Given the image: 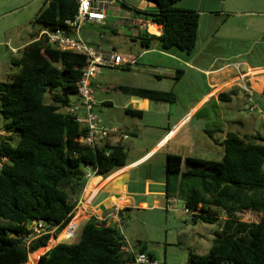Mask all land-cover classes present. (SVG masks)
Returning a JSON list of instances; mask_svg holds the SVG:
<instances>
[{
  "label": "trees",
  "instance_id": "obj_1",
  "mask_svg": "<svg viewBox=\"0 0 264 264\" xmlns=\"http://www.w3.org/2000/svg\"><path fill=\"white\" fill-rule=\"evenodd\" d=\"M148 1L154 3L153 10L119 0L122 7L160 25L158 36L147 32L137 36L140 46L149 49L158 41L163 50L175 48L190 53L197 40L199 13L178 8L180 0ZM77 5L76 0H44L32 23L41 30H54L75 14ZM38 33L30 34L32 41L22 48L19 59H13L20 70L9 81L0 82V115L8 133L0 141V159L5 158L0 162V264H27L30 253L34 252V259L36 250L51 237L49 245L57 241V234L74 216L88 180L86 168H96L95 175L106 177L126 165L122 144L106 141L90 148L78 140L84 128L62 111L77 102L70 96H76L85 56L56 50ZM181 73L177 72V78ZM46 95L49 102L45 101ZM134 95L167 102L175 99L172 91L152 89H141ZM228 97L225 93L219 95L220 99ZM125 112L135 116L142 113L131 108ZM220 145L223 156L217 161L165 156L166 198L176 192L170 185L171 178L192 180L183 196L192 223L216 222L219 215L214 209L233 215L223 220L207 254L189 251L188 260L190 264H264V137L229 134ZM124 210L118 211L119 217ZM249 211L260 213V218L256 222L234 218L237 213ZM38 220L54 227V232L26 243L29 225ZM125 244L114 224L91 216L81 226L76 242H60L34 263L130 264L133 257L121 251ZM137 252L154 257L144 245Z\"/></svg>",
  "mask_w": 264,
  "mask_h": 264
},
{
  "label": "rangeland",
  "instance_id": "obj_2",
  "mask_svg": "<svg viewBox=\"0 0 264 264\" xmlns=\"http://www.w3.org/2000/svg\"><path fill=\"white\" fill-rule=\"evenodd\" d=\"M43 1L0 0V82L9 81L12 74L20 70V67L13 64V59L20 58L21 50L12 53V48L30 40L31 33H38L41 30V27L33 24L32 20L43 6ZM176 6L204 12L211 10L225 11L226 14L223 18H226L229 29L235 27L233 24L237 23L239 18H248L238 17L239 15L235 11L239 7L237 6V0H181ZM204 12H198L201 14V19L200 36L197 44L200 46V50L204 51V54H201L203 57L200 56L198 61H204L206 63L215 59V62L218 64L221 63V58L231 56L232 53L237 51L239 45L230 42V40L221 41L219 37H215L214 41L209 43L210 38L206 40L207 36L203 35L206 25V13ZM123 14L124 11L118 13L120 15L119 17ZM108 36V42L120 53H128L130 51L136 53L138 50L141 51L140 45L132 41L130 33L128 32H120L116 35L109 34ZM130 47L132 50H130ZM242 59L258 60L260 58L254 57L252 54L245 58H229V60ZM262 61L264 62V59ZM156 73L159 72L102 67L100 73L91 80L94 97L98 104L93 110L97 118L103 121L106 127H116L122 130L134 129L136 131V135L130 136L124 143L129 160L143 153L149 147L151 139L158 136L159 129L156 127H160L159 125L163 117H159L153 111L151 113H144L142 117L130 115L125 112V108L128 105L124 107L123 102L128 96H135L134 94L141 89H153V87H157V89H170L169 84H165L167 82L166 80H158L159 77H157ZM192 80L193 88L189 90L188 95L183 97L184 101L181 99V103L177 105V110L181 108L183 110L186 106L185 103L189 99L197 96L199 91L204 88L202 78L189 74L184 76L179 84H183L182 88L185 90L184 84L186 82L190 83ZM229 95V99H221L219 102L222 117L229 121V133L234 135L260 134V136L264 137V94L258 95L252 93V101H248L247 94L242 89ZM70 99L71 101H75L76 96L72 95ZM103 100L109 101L110 104H100ZM45 101H50L48 95H46ZM159 104L161 103L158 101L157 105L159 106ZM167 105L165 104V106ZM252 105L254 107L251 112L248 108ZM205 108L210 114H214L217 111L212 102L207 104ZM62 111L65 110L62 109ZM4 122V119L0 115V141L8 135L3 129ZM133 123H137L138 126H134ZM192 124H195V122L193 121ZM191 133L192 131L190 129H185L181 133L180 140L184 144L183 150H180L181 148L176 149L174 146L178 142V139L171 142L164 150L182 153V155H186L188 152L190 155L203 159L221 160L220 152L205 149L200 146L197 143L199 142L198 140L191 139L188 136ZM13 137L14 140L18 138L16 134H13ZM199 137L205 138L201 134ZM159 159L160 155H156L147 163L134 169L131 173L130 180L128 178L119 179L113 183L117 187L119 183L127 184V187L130 189L134 188L141 191L143 189V180L139 179V177L152 173L155 184H149V187L153 192L162 193V197H158V204L154 207L147 209L134 208L123 211V220L119 231L125 240L128 241L129 245L131 244L133 246V250L137 251L141 245H145L152 252L157 264H190L188 260L189 251L197 255H206L212 239L221 231L223 220L233 215H229L223 210L214 209L219 215L216 222L192 223L191 213L186 211L184 207L170 206L167 204L164 197L165 187L161 184L162 171L159 167ZM137 177L139 181L135 180ZM191 184L192 180L190 179L182 181L179 177L171 178L170 185L174 186L176 191L172 196L183 198L187 194ZM102 197L103 195L100 196V199ZM76 205L78 206L79 202ZM77 206L75 207L77 210L76 214L74 213L75 216H73L65 228L55 237L57 241L49 245L50 239H53L51 237L44 247L36 250L37 254L34 259L31 257L34 252L30 253L27 264H35L42 254L60 242L74 243L78 240L80 229L83 225L82 223L88 220L89 214L86 213L81 218L79 216L80 208L77 209ZM260 216V213L249 211L240 214L237 213L234 215V218H239L241 221L246 222H256ZM43 248L44 250L39 254Z\"/></svg>",
  "mask_w": 264,
  "mask_h": 264
},
{
  "label": "crops",
  "instance_id": "obj_3",
  "mask_svg": "<svg viewBox=\"0 0 264 264\" xmlns=\"http://www.w3.org/2000/svg\"><path fill=\"white\" fill-rule=\"evenodd\" d=\"M121 1L142 10H153L155 7V5L148 0ZM250 1L237 0V6L239 7H237L235 11L237 15H239L238 17L248 18H239L238 22L233 24L235 27L231 29L228 28L226 18H223L226 14L225 11H197L206 13V25L203 35L207 36L206 40L210 38L209 43L214 41L215 37H219L221 41L230 40V42L239 45L237 51L232 53L231 56L221 58V63L217 64L215 59L206 63H204V61H198L200 56L203 57L201 54H204V51L200 50V46L197 44L200 36L201 14H199L196 44L190 53H185L175 48L163 50L158 41H154L149 49L140 46L141 51L138 50L136 53H132L131 51L123 53L136 57L135 65L125 67V69H134L137 71L146 70L148 72L158 71L159 73H156L157 77H159L158 80H166L167 82H165V84H169L170 89H157V87H153L152 90L172 91L175 94V99L172 102H167L137 96H128L125 98L123 106L125 107L128 105L125 109L131 108L140 110L142 112L140 117H142L144 113H151L152 111L159 115V117H163L159 125L160 127H156L159 129L158 136L151 139L149 147L139 156L132 160H129L127 156L126 165L124 167L117 169L106 177L94 175L88 178L77 200L79 205L76 206L77 209L80 208V217L88 213L89 218L94 216L98 219L105 220L107 224H114L119 230L123 217H119L118 212L115 216L104 219L107 214L113 212L112 207L116 206L117 211H121L124 208H126V210H131L134 208L147 209L156 206L158 204V197H162V193L151 191L152 189L149 187V184H155L152 173L139 177V179L143 180V189L141 191L134 188L130 189L127 187V184L124 185L123 183H119L117 187L116 184L113 185V183L119 179L128 178V180H130L131 173L134 169L147 163L156 155H160L159 167L162 171L161 184L165 187L166 174L164 162L167 154H177L182 157H196L190 155L188 152L186 155H182V153L164 150L171 142L177 139L178 142H176L174 146L176 149L181 148L180 150H183L184 144L180 138L182 131L185 129H190L192 131L190 135L188 134L191 139L198 140L199 142H196L205 149L220 152V158H222L223 147L220 145V142L230 133L228 131L229 121L222 117L220 111L219 102L221 99L219 95L222 93L230 94L231 91H233L232 94H234L239 89H242L241 84L243 83L249 86L253 94H264V62H261V60L264 59V0H254L255 2L253 0ZM177 7L188 9L181 6ZM121 11H124V14L119 17L120 15H118V13ZM101 13L104 18L103 24L96 21H87L79 30L80 38L94 48L107 52H118L114 49V46L108 42L109 34L116 35L120 32H128L130 33L132 41L139 44L137 40L139 34L147 32L148 34L158 36L161 33L160 25L151 24L145 16L136 14L122 7L119 0H104ZM31 41L30 38V40L23 44L13 47L12 53L22 50V48ZM130 50H132L131 47ZM251 54L260 59L229 60V58L233 57L245 58ZM178 71H182V73L179 74V78H177ZM187 74L202 78L204 88L199 91L197 96L189 99L188 102L185 103L186 106L183 110L182 108L177 110V105L181 103V99L184 101L183 97L188 95L189 90L193 88V80L190 83L186 82L184 84L185 90L182 88L183 84H179L182 78ZM229 98L230 97L225 98V100ZM158 101L161 103L159 106L157 105ZM211 102L217 110L214 114H210L205 108L207 104ZM100 104H110V102L103 100ZM165 104L168 105L165 106ZM153 108L155 109L152 110ZM193 121L195 124H192ZM101 123L105 126L103 121H101ZM133 124L134 126H138L137 123ZM106 128L114 129L127 136L115 142L123 146L130 136L136 135L134 129L122 130L116 127ZM207 131L210 132V135ZM200 134L202 136L204 135L205 138L199 137ZM139 179L138 177L137 179L135 178V180L138 181ZM101 195H103V197L100 199ZM165 199L170 206L184 207L185 205V201L181 197L171 196L168 198L165 197ZM75 210L74 213L76 214L77 210ZM125 242L133 249V246H131V244L129 245L127 240H125ZM147 251L150 250L147 249Z\"/></svg>",
  "mask_w": 264,
  "mask_h": 264
},
{
  "label": "built area",
  "instance_id": "obj_4",
  "mask_svg": "<svg viewBox=\"0 0 264 264\" xmlns=\"http://www.w3.org/2000/svg\"><path fill=\"white\" fill-rule=\"evenodd\" d=\"M76 1L78 5L75 14L71 18L65 19L63 26L57 27L54 30H40L38 37L45 36L48 44L56 50L71 51L85 56V64L81 69V76L77 82V102L66 106L64 110L71 114L74 117V120L84 128V134L81 135L78 140L90 148H96L103 142L108 141L113 144L127 136L114 129H108L103 126L101 120L97 118L96 114L93 112L94 107L97 104L91 80L100 72L102 67L125 68L134 66L136 63V57L115 51H103L90 46L81 39L79 36V30L85 22L96 21L101 24L104 23V18L101 13L104 0ZM241 88L246 92L248 101H252V90L249 86L246 83H243L241 84ZM253 107L254 106L252 105L248 109L252 112ZM0 160L3 161L5 158H1ZM96 171V168H86L87 178L94 176ZM112 208L113 212L107 214L104 219L107 217H113L118 212L116 206ZM54 230V227L46 224L42 220L34 221L29 225L28 233L24 237V241L28 243L29 241L45 234H51ZM121 251L133 257V261L130 264H157L156 260L151 258L147 253L137 252L128 246L127 243L121 246Z\"/></svg>",
  "mask_w": 264,
  "mask_h": 264
}]
</instances>
